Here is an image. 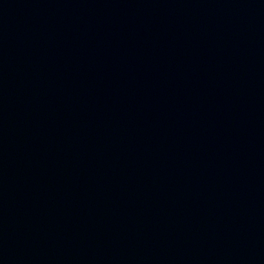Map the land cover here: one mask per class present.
<instances>
[{
    "label": "water",
    "instance_id": "95a60500",
    "mask_svg": "<svg viewBox=\"0 0 264 264\" xmlns=\"http://www.w3.org/2000/svg\"><path fill=\"white\" fill-rule=\"evenodd\" d=\"M0 264H264V0H0Z\"/></svg>",
    "mask_w": 264,
    "mask_h": 264
}]
</instances>
